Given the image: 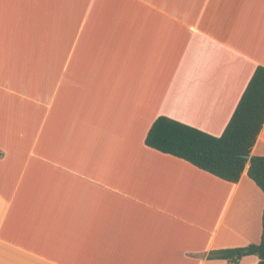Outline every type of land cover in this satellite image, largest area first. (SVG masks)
I'll return each instance as SVG.
<instances>
[{
	"label": "crops",
	"instance_id": "0c3cea01",
	"mask_svg": "<svg viewBox=\"0 0 264 264\" xmlns=\"http://www.w3.org/2000/svg\"><path fill=\"white\" fill-rule=\"evenodd\" d=\"M258 66L264 0H0V264H229L208 256L259 243L249 164L231 183L142 139L162 114L223 131Z\"/></svg>",
	"mask_w": 264,
	"mask_h": 264
},
{
	"label": "trees",
	"instance_id": "16d2710c",
	"mask_svg": "<svg viewBox=\"0 0 264 264\" xmlns=\"http://www.w3.org/2000/svg\"><path fill=\"white\" fill-rule=\"evenodd\" d=\"M264 124V66H258L221 136L212 135L168 116H159L150 127L145 144L164 154L181 158L201 170L237 183L246 166L247 174L264 193V155L252 149ZM255 255L264 264V209L259 243L218 249L209 259L239 264L244 256Z\"/></svg>",
	"mask_w": 264,
	"mask_h": 264
},
{
	"label": "rangeland",
	"instance_id": "374dc122",
	"mask_svg": "<svg viewBox=\"0 0 264 264\" xmlns=\"http://www.w3.org/2000/svg\"><path fill=\"white\" fill-rule=\"evenodd\" d=\"M136 92H137V91H136ZM136 92H135V93H136ZM135 93H134V94H135ZM162 115H163V116H166V114H165V115L162 114ZM162 115H158V117H159V116H162ZM177 116H179L178 119H180L181 121L184 119V118H183L182 116H180V115H177ZM178 121H179V120H178ZM225 128H226V127H225ZM224 130H225V129H224ZM224 130H223V131H219V132H214V133H211V131H206V132H208V133H210V134H212V135H215V136H221V135L223 134ZM144 137H145V135L142 137L143 140H145ZM140 139H141V136H140ZM113 172H114V173H120V171H116V170H114Z\"/></svg>",
	"mask_w": 264,
	"mask_h": 264
}]
</instances>
